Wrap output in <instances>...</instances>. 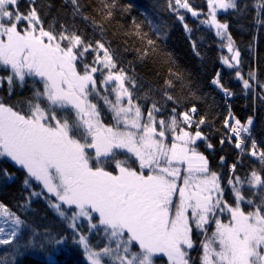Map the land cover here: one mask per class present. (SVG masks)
Instances as JSON below:
<instances>
[{"label":"snow or ice","instance_id":"snow-or-ice-1","mask_svg":"<svg viewBox=\"0 0 264 264\" xmlns=\"http://www.w3.org/2000/svg\"><path fill=\"white\" fill-rule=\"evenodd\" d=\"M71 4L73 15H81L79 0ZM207 4L208 19L202 23L216 28L217 36L225 35L227 25L217 21V10L237 9V0H207ZM169 7L198 15L188 0H175ZM177 18L184 21L183 15ZM256 22L264 24L259 18ZM93 24L98 26L95 20ZM227 41L232 55L222 57V62L237 68L236 78L245 90L253 89L250 80L264 89L254 71L249 79L243 78L238 70L240 52L230 35ZM89 51L96 53L92 64L84 62ZM0 71L7 73L0 76V85L7 81L9 96L17 82L23 87L31 79L34 85H42L34 90L26 109L0 99V158L25 172L26 188L34 180L48 194V207L72 233L86 264H156L165 257L166 264H196L190 251L197 236L202 237L199 264H264V193H260L264 150L255 139L247 154L259 161L261 169L242 179L235 174L236 164L231 166L228 185L234 200L229 202L220 174L210 169L207 157L198 150V142L207 139L200 130L206 121L204 117L194 120L195 106L183 113L173 107L165 116L163 106L153 102L145 112L137 102L135 79L118 67L110 49L100 40L95 46L85 42L64 24L59 32L54 25L46 29L35 0H0ZM96 73L102 77L99 81ZM219 76L218 72L212 84L231 97ZM165 83L171 87L170 81ZM164 98L175 103L166 91ZM100 100L111 114L110 123L102 119ZM232 119L229 111L227 139L231 143L235 137V149L244 154L253 120L249 117L242 124L238 119L230 123ZM212 147L207 143V148ZM0 179L10 181L13 174L2 169ZM244 183L257 190L254 196L259 194V202L245 197L238 187ZM42 194L32 191L30 196ZM245 206L250 210L245 211ZM0 217L4 218L0 246H13L19 254L26 221L3 203ZM81 220L90 233L102 234L108 242L93 246L80 231ZM63 242L61 237L40 243L41 249H51L44 264H59L55 256ZM24 246L33 247L34 240Z\"/></svg>","mask_w":264,"mask_h":264},{"label":"trees","instance_id":"trees-1","mask_svg":"<svg viewBox=\"0 0 264 264\" xmlns=\"http://www.w3.org/2000/svg\"><path fill=\"white\" fill-rule=\"evenodd\" d=\"M188 2L194 9L208 13L207 0ZM170 3L174 6L175 0H79L81 15L75 16L71 0H35V7L46 29L54 25L59 32L61 24H64L93 46L97 40L103 42L114 54L118 67L124 68L135 79V95L144 111L153 102H157L158 107L163 106L165 116L171 114L173 107H176L177 113H183L195 106L194 120L199 122L204 117L206 121L200 130L207 139L198 142V150L207 157L210 169L219 173L222 184H225L231 166L236 164L235 174L244 179L253 169H261L259 161L248 155L247 150L251 148L252 139L257 141L259 149L264 150V99L261 98L264 89L250 80L254 87L245 90L242 81L236 78L237 68H229L222 62V57L230 58L232 53L225 49L226 40L217 36L214 28L202 23L204 14L201 20L192 19L185 9L174 12L169 7ZM104 4L109 8H104ZM237 4V9L220 10L216 19L227 25L234 48L240 52L238 70L243 78L249 79V72L254 71L257 80L264 82V24L256 22L258 18L264 20V10L257 7L263 5V1L237 0ZM21 10H25L24 3H21ZM109 11L111 16H107ZM178 14L183 15V22L177 18ZM84 16L89 19L85 20ZM93 20L98 26H94ZM185 24L189 26L187 30ZM149 40L153 41L152 45H149ZM95 55L89 51L84 62L92 64ZM79 68L82 70L83 65H79ZM218 72L221 84L233 93L231 97H226L220 88L212 84ZM96 76L98 80L101 78L99 74ZM166 81L171 82V87L166 85ZM36 88L42 89V85H34L31 79L23 87L17 82L9 96L5 80L0 87V99L17 109H26L27 101L32 98ZM165 91L174 97L175 103L166 101ZM99 105L103 112L102 119L110 122L111 114L104 108L103 101L100 100ZM229 111L241 123L249 117L253 119L251 138H246L244 154L235 149V137H232L231 143L227 139L230 132L225 127V120ZM191 131H196L195 125ZM207 143L213 147L207 148ZM221 157H224L223 162ZM2 169L12 173L13 179H0V203L24 219L28 227L22 229L19 254L13 246H0V264H44L51 249L47 246L41 249L40 243L61 237L64 242L55 256L59 264H86L82 250L73 242L72 233L48 207L45 199L48 194L34 180H30V186L26 188L23 183L25 172L4 158H0ZM238 187H241L246 198L259 202V194L254 196L256 189L249 190L247 183ZM32 191L43 194L33 197L30 196ZM227 191L226 197L230 199L231 188ZM260 193H264V190H260ZM245 209L250 210L246 206ZM81 225L80 231L89 236L90 243L97 248L103 247L107 242L103 235L90 233L85 228L88 225L86 221L81 220ZM33 233L38 237H34ZM30 239L34 240V246L25 247ZM161 261L165 262L164 259Z\"/></svg>","mask_w":264,"mask_h":264},{"label":"rangeland","instance_id":"rangeland-1","mask_svg":"<svg viewBox=\"0 0 264 264\" xmlns=\"http://www.w3.org/2000/svg\"><path fill=\"white\" fill-rule=\"evenodd\" d=\"M263 1V5H264V0H262ZM194 11H196L197 13H198V15L197 16H193L192 15V13L191 12H189V11H187V9H185V11H187L188 13H189V15H190V17L192 18V19H199V20H201V18H202V15L204 14L205 16H204V19L202 20V21H204V20H206V19H208V16H207V12L205 11H203V12H201V11H199V9H194L193 7H191ZM220 10H222V9H218L217 10V13L220 11ZM225 10V9H224ZM258 10H264V9H262V7H260V8H258ZM205 26H207V27H211L209 24H205V23H203ZM189 26H187V28H188ZM212 28H214V27H212ZM215 30H216V28H214ZM217 31V30H216ZM227 35H228V33H227V30H226V34L225 35H223V36H220V37H222L223 38V40H226V45H225V49H226V51H228V48H227V43H228V41H227ZM232 55V54H231ZM102 56V55H101ZM232 63H235V62H232ZM7 73L6 72H3V71H0V76H4V75H6ZM96 74H99L100 75V73H96ZM101 77V76H100ZM217 78V77H216ZM100 79H102V77L101 78H99V80ZM98 80V81H99ZM3 84H4V81L2 82V85H0V87L1 86H3ZM215 86V85H214ZM101 92L103 93V89H101ZM101 101H103V100H101ZM147 110H145V112H146ZM232 120H234V119H232ZM253 120V119H252ZM248 121V120H247ZM246 121V122H247ZM105 122V121H104ZM111 122V121H110ZM110 122H105V123H110ZM234 122V121H233ZM246 122H244V123H242V124H245ZM253 125V124H252ZM252 125L250 126V131H251V127H252ZM193 134L195 133V132H192ZM224 186H225V193L227 194L228 193V189H230L231 187L228 185V178H226V182H225V184H223ZM233 197V196H232ZM232 197L229 199V198H227L226 196H225V198L227 199V200H229V202H232ZM52 199L53 200H55V198L54 197H52ZM234 199V198H233ZM245 211H248V209H245ZM226 219V218H225ZM4 220V218L3 217H0V221H3ZM6 229H7V227H8V225H3ZM212 227H214V225L212 226ZM85 228H88V225L85 227ZM87 230V229H86ZM211 233V229L209 230V234ZM201 238L202 237H199V236H197V237H194V240H195V244H196V247L193 249V250H191L190 251V255L193 257V259L195 260V262H196V264H199V254H200V240H201ZM108 242V241H107ZM106 242V243H107ZM114 246V245H113ZM136 250H138V249H136ZM164 259V263L161 261V259H157L156 260V264H166V257L165 258H163Z\"/></svg>","mask_w":264,"mask_h":264},{"label":"built area","instance_id":"built-area-1","mask_svg":"<svg viewBox=\"0 0 264 264\" xmlns=\"http://www.w3.org/2000/svg\"><path fill=\"white\" fill-rule=\"evenodd\" d=\"M233 121H234V120H231L230 123H234ZM228 131H229V129H228ZM229 132H230V131H229ZM242 135H243V134H242ZM250 135H251V134H250ZM244 136L248 137V134H246V135H244ZM248 139H249V138H248ZM245 143H246V139H245Z\"/></svg>","mask_w":264,"mask_h":264}]
</instances>
